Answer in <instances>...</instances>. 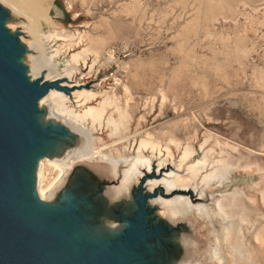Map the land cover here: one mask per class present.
Returning <instances> with one entry per match:
<instances>
[{
    "label": "rangeland",
    "instance_id": "1",
    "mask_svg": "<svg viewBox=\"0 0 264 264\" xmlns=\"http://www.w3.org/2000/svg\"><path fill=\"white\" fill-rule=\"evenodd\" d=\"M18 1L41 16H47L49 8L55 25L43 22L42 31H65L47 41L51 49L57 47L58 69L63 67L61 60L68 59L72 68H80L81 73L74 74L80 83L95 80L104 72L103 81L99 82L102 76L90 85L107 90L108 99L112 100L111 90L119 97L117 104L111 102L126 120L127 130L120 136L109 135L105 128L94 130V135L102 138L97 145L128 142L131 148L134 137L146 136L160 144L193 146V159L204 152L206 161L220 169H228L230 164L241 166L232 174L230 186L243 188L247 199L239 202L233 242L235 245L238 235L244 234L258 262L264 264V247L253 239V232L264 220V0ZM77 32L82 33L81 39L74 37ZM41 46V52H46L45 44ZM84 46L97 51L95 64L88 54L84 61L72 59L71 55ZM122 84L131 97V120L117 107L125 101ZM171 148L176 162L180 153ZM220 149L233 154L234 161H225ZM133 151L131 148L127 155ZM95 164L108 174L106 163L98 160ZM170 170L184 172L168 161L161 173ZM45 171L48 181L54 173L50 168ZM221 190L222 186L212 182L205 187L202 201L211 203V197ZM243 215L255 222L252 228L249 223L244 225ZM184 219L192 225L185 260L211 264L206 249L215 224L191 216L177 222Z\"/></svg>",
    "mask_w": 264,
    "mask_h": 264
},
{
    "label": "water",
    "instance_id": "2",
    "mask_svg": "<svg viewBox=\"0 0 264 264\" xmlns=\"http://www.w3.org/2000/svg\"><path fill=\"white\" fill-rule=\"evenodd\" d=\"M24 24V17L0 0V264H191L184 255L192 225L177 220L200 217L161 215L162 207L149 202L163 194L161 186L147 189L153 173L111 202L123 165L114 176L105 161L107 175L97 160L77 162L48 198H40V159L62 157L85 139L40 105L51 89L70 95L77 86L63 85L65 78H44L43 71L30 75L27 55L40 50L25 42L31 36ZM103 73L80 86L92 87ZM161 170L158 179L165 175ZM188 194L195 202L197 195Z\"/></svg>",
    "mask_w": 264,
    "mask_h": 264
},
{
    "label": "bare ground",
    "instance_id": "3",
    "mask_svg": "<svg viewBox=\"0 0 264 264\" xmlns=\"http://www.w3.org/2000/svg\"><path fill=\"white\" fill-rule=\"evenodd\" d=\"M1 1L7 4L15 14L24 17V26L31 36V40H25V42L30 48L40 50L38 55H27L30 75L38 76L43 71L44 78H65V81L62 83L63 85L77 86L71 91L70 95L62 90L51 89L48 94L40 100V105L45 104L48 106L50 114L63 117L66 126L85 139V144L83 146L68 150L62 157L54 156L52 158L43 157L40 159L37 169L36 186L40 198H48L52 194V189L63 180L77 162L92 163L94 160L105 161L109 164L110 171L114 176H117L119 166L123 165L118 184L112 190L111 202L119 199L122 195H129L130 185L133 181L137 182L144 174L153 173L154 178L146 182L147 189L152 190L157 186H161L163 188V194H158L157 197L151 199L149 202L150 204L157 203L162 207L161 215H168V217L171 218L182 214L196 215L200 218H206L215 224L210 232L212 241L207 248L208 259L211 264H246L243 258L236 252V249L248 259L250 264H260L253 247L249 241L247 243L244 234L241 233L238 235L239 237L235 245L233 242L234 229L239 219V202H242L240 199L244 200V202L247 199L243 188L236 184L231 188V176L241 166L233 167L230 166V164L228 169L227 167H222L220 169V167L218 168L215 164L213 165L210 163V161H206L204 152L201 156L193 159L192 157L195 154V148L193 146L189 148L176 144H160L148 140L145 138L146 136H138V140L134 137L131 145L134 151L130 155H127V152L131 150L130 143L128 142L127 144L120 142V146H116L115 144L97 145V143L100 144L102 138L101 136L94 135V130H102L105 128L109 131V135L114 136H120L125 128L127 130L126 120L120 115L115 105L111 102L112 100L117 102L119 97L114 90H111V94H113L111 100L105 95L104 92L107 91L105 89L80 86L84 83L77 82L74 78V74L76 72L81 73V70L80 68H72L68 64V59L61 60L63 67L61 69L57 68L58 62H55V58L59 54L57 52V47L51 49L47 41L49 39H55L56 36L65 31L54 28L53 30L45 32L40 29L43 22H50L55 25L53 19L49 15V8L47 10V16H41L30 10L21 1ZM75 34L77 35H74V37L80 39L83 37L81 32ZM67 36L68 35H66V37ZM68 40L72 41V39ZM43 43L45 44L46 52L43 51L42 53L41 45ZM90 47L84 46L80 48V50L75 51V53L71 55L72 59L84 61L85 56L88 54L92 56L91 64H95L98 59V53L92 48L90 49ZM107 54L108 60L111 61V51L109 50ZM122 67L126 68V66ZM105 78L106 76H103L99 82L103 81ZM114 80L115 83L118 82L117 78ZM121 87L123 89L122 92L124 93L125 101L122 104L123 106L117 107L124 117L129 119L131 118L129 114V101L131 97L128 92V87L125 84H122ZM72 102H74L75 105H73ZM171 147H174L180 153L176 162H173L174 154ZM220 152L223 155V159L226 158L225 161H234V155L229 151L220 149ZM154 159L157 160L155 169L153 165ZM168 161L174 163L178 170L183 168L184 172L180 174L176 170H170L169 172H165V175L158 179L160 170L163 169V165H166ZM46 168H50L51 172L54 173V176L48 181H46L45 176ZM212 182H216L217 186H222V190L217 193L216 196L211 195V203L203 202L202 198L206 194L205 187ZM198 183L200 186H198ZM190 191L194 193L193 195H197V197H195V202L192 201V195L188 194ZM244 217V225L249 223V227L252 228L255 222H250V216L248 215ZM105 223L110 227L116 225L110 220H106ZM253 239L257 244L264 247V220L256 231L253 232Z\"/></svg>",
    "mask_w": 264,
    "mask_h": 264
},
{
    "label": "snow or ice",
    "instance_id": "4",
    "mask_svg": "<svg viewBox=\"0 0 264 264\" xmlns=\"http://www.w3.org/2000/svg\"><path fill=\"white\" fill-rule=\"evenodd\" d=\"M83 179L87 183V181H88L89 178L87 176H85Z\"/></svg>",
    "mask_w": 264,
    "mask_h": 264
}]
</instances>
